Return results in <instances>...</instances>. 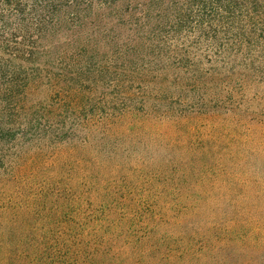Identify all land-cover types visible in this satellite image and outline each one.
<instances>
[{"label": "rangeland", "instance_id": "374dc122", "mask_svg": "<svg viewBox=\"0 0 264 264\" xmlns=\"http://www.w3.org/2000/svg\"><path fill=\"white\" fill-rule=\"evenodd\" d=\"M1 122V203L264 264V0H0Z\"/></svg>", "mask_w": 264, "mask_h": 264}, {"label": "trees", "instance_id": "16d2710c", "mask_svg": "<svg viewBox=\"0 0 264 264\" xmlns=\"http://www.w3.org/2000/svg\"><path fill=\"white\" fill-rule=\"evenodd\" d=\"M6 124L0 123V141L8 144L11 138L15 139ZM26 162L19 166L20 173ZM185 172L188 175V169ZM21 191L24 192V189ZM11 194L19 197L4 195V201L0 202V264H191V260L228 264L235 256L232 247L229 249L230 256L223 259L218 257L224 254H215L214 249L210 251V257L202 253L196 259L194 256L197 254L187 248L161 252L157 243L146 244L142 251L138 250L137 245L132 251H125L114 243L118 234H114V237L110 233L119 226H113V223L109 225L104 219L108 208L106 202L111 199L96 202L94 211L78 210L74 214L61 207L40 208L39 204L47 205L46 195L21 201L18 199L22 196L21 192L11 190ZM108 213L111 212L108 210ZM121 218L124 224L133 223V217L123 214ZM104 224H108V229ZM123 234H128L127 230ZM241 238V234H238L232 239L227 238V242L231 245L234 241H241Z\"/></svg>", "mask_w": 264, "mask_h": 264}]
</instances>
